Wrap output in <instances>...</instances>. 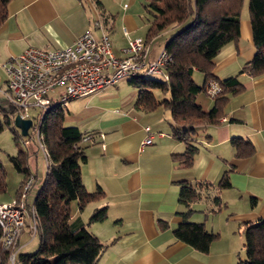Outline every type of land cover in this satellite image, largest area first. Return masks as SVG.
Returning a JSON list of instances; mask_svg holds the SVG:
<instances>
[{"label": "crops", "instance_id": "0c3cea01", "mask_svg": "<svg viewBox=\"0 0 264 264\" xmlns=\"http://www.w3.org/2000/svg\"><path fill=\"white\" fill-rule=\"evenodd\" d=\"M121 2L113 13L105 0H10L7 18L0 26V59L27 47L63 48L85 31L98 38L102 29L120 56L128 36L145 37L139 34L141 22L130 7L134 0ZM173 32L172 27L153 38L156 41L164 35L161 46L149 41L151 58ZM254 52L249 15L242 18L240 14L239 37L216 54L213 73L218 79L237 76L242 87L229 94L218 123L196 127L190 142L197 149L188 167L174 158L185 151L186 143L172 136L167 109H137V94L122 98L120 81L77 97L85 100L80 110L71 108L75 102L67 107L69 125L93 132L82 141L87 158L80 167L81 178L88 191L100 187L103 196L82 210L73 200L70 224L86 227L99 239L97 264H235L243 257L244 239L236 230L264 217V73L253 76L242 70ZM0 69L6 88V74ZM203 81L202 74L195 82L201 85ZM2 91L0 87L4 97ZM196 100L206 110L213 105L207 93H200ZM146 125L151 128L152 143L139 149ZM233 138L248 142L252 151L245 150L246 154L242 145V154L238 153ZM225 172L229 185L218 187ZM183 180L200 183V196L190 204L188 220L202 222L207 230L218 233L207 252L174 236L179 213L186 209L178 199ZM215 195L220 198L218 206L212 202ZM103 205L106 218L89 221L92 212Z\"/></svg>", "mask_w": 264, "mask_h": 264}, {"label": "trees", "instance_id": "16d2710c", "mask_svg": "<svg viewBox=\"0 0 264 264\" xmlns=\"http://www.w3.org/2000/svg\"><path fill=\"white\" fill-rule=\"evenodd\" d=\"M9 1L0 0V26L7 18ZM243 1L143 0V7L150 15L145 41H151L166 29H177L164 43L172 61L165 68L167 79L157 80L142 75L128 81L138 88L134 103L137 109L148 112L161 106L169 111L172 136L186 143L184 152L174 154V158L184 167L190 166L197 149L190 142L196 127L218 123L224 114L223 107L229 94L239 91L242 87L237 76L218 79L213 73V68L214 57L220 49L239 37ZM248 15L255 52L253 57L245 62L242 70L258 76L264 73V0H248ZM194 70L203 74L204 81L201 85L192 77ZM211 81L218 84L219 90L211 95L213 105L206 110L196 99L200 93L208 94L207 89ZM155 88L168 92V97L157 100L152 91ZM48 96H51V93ZM2 98L7 104L0 103V131L5 125H13L15 115L19 114L16 106L5 97ZM60 106L53 105L43 115L38 126L39 139L46 150L48 164L44 180L32 202L36 213L35 235L39 236V244L35 252L18 254L23 264H97L101 251V243L92 232L84 226L73 228L70 224V204L73 200L77 201L79 209L82 210L87 203L103 196L100 187L88 191L81 178L80 167L87 158L82 141L90 138L93 132H82L75 125H64V114ZM36 118L38 120L39 114ZM37 120L32 122L26 135L21 134L14 125L18 129L15 131L16 141L21 136H28V139L23 141L25 148H20L16 154L9 156L15 169L23 174L15 197L19 195L23 182L31 173L28 159L38 149L33 137ZM231 142L238 153L242 154V145L246 146L244 152L252 151L248 142L239 138H233ZM29 143L33 149L29 150ZM31 176L34 180V175ZM227 185L229 180L225 172L218 187ZM6 187V171L0 160V193L5 192ZM199 188L200 183L186 180L181 182L178 199L186 209L179 213L181 220L173 233L176 239L201 252H207L218 233L207 230L202 222L188 220L190 204L200 196ZM212 202L216 206L219 205L218 195L213 197ZM106 216V206L103 205L92 212L89 221H102ZM243 233L245 256L238 258L235 264H264V217L247 222ZM9 252H2V264H9Z\"/></svg>", "mask_w": 264, "mask_h": 264}, {"label": "built area", "instance_id": "2783aa9c", "mask_svg": "<svg viewBox=\"0 0 264 264\" xmlns=\"http://www.w3.org/2000/svg\"><path fill=\"white\" fill-rule=\"evenodd\" d=\"M95 24L98 25V22ZM123 31L128 36L125 28ZM127 38V45L122 48L120 56L113 52L109 35L102 29L98 38L85 31L73 44L63 48L27 47L16 55L2 58L0 66L6 74V88L2 94L18 108L22 118H29L31 108L39 109V126L43 115L53 105L65 104L70 99L107 85H115L121 79L149 76L152 73L167 79L165 68L172 58L165 46L151 58L149 42L141 37ZM56 90L58 93L52 100L48 94ZM218 90V84L211 81L208 94L214 95ZM38 126L36 136L44 151L47 165L48 157L39 139ZM143 129L145 136L139 142V149L152 143L150 126L146 125ZM32 180L33 177L28 176L17 197L10 202L0 203V264L1 254L6 250L10 251L7 256L8 263L15 264L16 245L27 213L30 217V235L34 236L37 230L34 207L26 201Z\"/></svg>", "mask_w": 264, "mask_h": 264}, {"label": "rangeland", "instance_id": "374dc122", "mask_svg": "<svg viewBox=\"0 0 264 264\" xmlns=\"http://www.w3.org/2000/svg\"><path fill=\"white\" fill-rule=\"evenodd\" d=\"M121 1L122 0H105V2L106 3L108 2V4L110 5L111 9L114 10L113 13H116L117 8L119 7L118 6L119 4L120 6L122 5ZM130 7L131 9L135 11L136 16L141 22L140 26H142V29L139 30V34H141L142 36H146L145 33L147 31V27L145 29L143 26L144 24L148 25L150 15L146 13V10L143 7V0H134V3H132ZM241 17L248 18V0L243 1V6L241 9ZM174 31H177L176 27H174ZM143 39H145V37ZM163 40H164V35H162V38L158 37L156 41H154V39L152 38L150 44L152 43V45L154 46H157V45L161 46L163 44L162 43ZM149 77L157 79V80H160L162 78V76L157 73H152L149 75ZM192 77L194 81H197V80L199 81V77L202 78V73L198 70H195L192 72ZM4 78H5V75L3 71L0 69V87L2 88V90H5ZM199 83H201V81ZM117 86H120V89L122 92V98L124 99L126 98L129 99L130 97H133L134 95L136 96V94H138V88L132 85L128 81V78L121 79L120 82L117 84ZM152 91L157 100H161L163 97H166V96L168 97V92H162L161 90L157 88L152 89ZM53 93L55 94L56 92H53ZM84 101L85 100L83 99L76 98L70 101L68 100L65 104H61L60 107L63 110V114L65 117L63 121L64 125H69V123L71 122V116L68 113L67 107H69L72 102H75V104L72 105L71 108L74 107L76 110H80L83 108L82 105L84 104ZM0 103L7 104V101L4 100L0 96ZM38 112H39V109L37 108H31L29 110V115H30L29 118L33 120V123H35L37 120L36 115L38 114ZM164 112H165V115L167 116L169 111L165 110ZM38 121L39 120H37L36 127L38 126V123H39ZM17 130L18 129L13 124V125H7V126L5 125L4 129L0 131V160H1L3 168L6 171V184H7L6 191L3 193H0V203H7V202H10L13 198H15L17 190L20 188L19 186L21 185V181L23 178V174L21 172H18L15 169L14 165L12 164L9 158L10 155L16 154L20 148H25V144L23 141L24 139H28V136H24V137L21 136L16 141L14 137H15V131ZM33 137L35 140L34 142L35 147L38 144L37 146L38 149L36 153L31 155L28 159V167L30 168V171H31L29 176H31V174L36 175V179L33 182V185L31 186V189L29 190L27 194V198H26V201L29 205L32 204L33 199L38 191V188L40 187L42 181L44 180V176L46 172V157H45L44 151L39 146L40 144L36 136V133L33 135ZM27 147H29V150L33 149L30 143L28 144ZM212 218L213 216L209 215V221H211ZM25 219H26L25 225L23 228L24 230L22 234L20 235L19 245L16 248L17 254H16L15 264H23L19 260L18 254L35 252L39 244V236L37 234L34 236H31L30 233L27 232V230H30L29 229L30 217L28 213ZM236 232L237 234H241L244 239L243 230H236ZM244 256H245V250L243 253V257Z\"/></svg>", "mask_w": 264, "mask_h": 264}, {"label": "water", "instance_id": "95a60500", "mask_svg": "<svg viewBox=\"0 0 264 264\" xmlns=\"http://www.w3.org/2000/svg\"><path fill=\"white\" fill-rule=\"evenodd\" d=\"M13 124L20 130L21 134L26 135L27 130L32 126V120L30 118H22L19 114H16Z\"/></svg>", "mask_w": 264, "mask_h": 264}]
</instances>
